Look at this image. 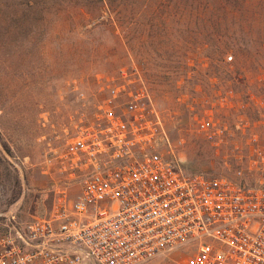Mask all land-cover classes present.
I'll use <instances>...</instances> for the list:
<instances>
[{
  "label": "rangeland",
  "instance_id": "374dc122",
  "mask_svg": "<svg viewBox=\"0 0 264 264\" xmlns=\"http://www.w3.org/2000/svg\"><path fill=\"white\" fill-rule=\"evenodd\" d=\"M227 4L219 56L210 26L190 20L183 32L177 0H0V234L78 192L49 159L92 119L122 66L150 89L168 157L189 173L237 178L249 138L264 134V0ZM206 110L222 129L211 138L197 130ZM191 251L142 264H184Z\"/></svg>",
  "mask_w": 264,
  "mask_h": 264
},
{
  "label": "built area",
  "instance_id": "2783aa9c",
  "mask_svg": "<svg viewBox=\"0 0 264 264\" xmlns=\"http://www.w3.org/2000/svg\"><path fill=\"white\" fill-rule=\"evenodd\" d=\"M100 89L92 119L49 159L80 189L8 226L0 264H142L189 248L184 264H264V134L249 138L236 179L189 173L161 149L168 136L136 66ZM197 130L222 132L212 110Z\"/></svg>",
  "mask_w": 264,
  "mask_h": 264
},
{
  "label": "trees",
  "instance_id": "16d2710c",
  "mask_svg": "<svg viewBox=\"0 0 264 264\" xmlns=\"http://www.w3.org/2000/svg\"><path fill=\"white\" fill-rule=\"evenodd\" d=\"M182 12L180 14V20L183 25V32L189 30V21L194 20L196 23L205 24L210 26V30L206 33L209 37V44L212 51L221 56L228 50L227 42L224 37L226 35L223 28V21L228 14V4L226 1H219L218 3L212 2V0H177ZM237 3L240 0H235ZM239 5H237L238 8ZM190 18V19H189ZM189 19V20H187ZM204 48V44H202ZM220 61V59H219Z\"/></svg>",
  "mask_w": 264,
  "mask_h": 264
},
{
  "label": "crops",
  "instance_id": "0c3cea01",
  "mask_svg": "<svg viewBox=\"0 0 264 264\" xmlns=\"http://www.w3.org/2000/svg\"><path fill=\"white\" fill-rule=\"evenodd\" d=\"M12 218H14V216H13ZM9 221H10V220H9Z\"/></svg>",
  "mask_w": 264,
  "mask_h": 264
}]
</instances>
